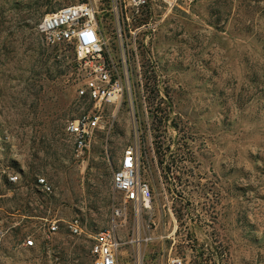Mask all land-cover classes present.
Segmentation results:
<instances>
[{"label":"rangeland","instance_id":"obj_1","mask_svg":"<svg viewBox=\"0 0 264 264\" xmlns=\"http://www.w3.org/2000/svg\"><path fill=\"white\" fill-rule=\"evenodd\" d=\"M88 1L108 13V0H0V164L20 175L0 181V264H93L94 237L114 223L119 264H264V0H151L128 5L129 20L124 8L119 48L145 45L153 62L145 52L138 70L129 55V91L79 154L67 124L92 105L78 55L38 26ZM131 145L152 204L116 219L113 174Z\"/></svg>","mask_w":264,"mask_h":264},{"label":"built area","instance_id":"obj_2","mask_svg":"<svg viewBox=\"0 0 264 264\" xmlns=\"http://www.w3.org/2000/svg\"><path fill=\"white\" fill-rule=\"evenodd\" d=\"M129 1L127 4L125 0H108V13L102 15L95 1L64 5L45 14L38 26L46 44L59 47L72 46L78 55V69L82 77L79 94L87 98L92 105L89 112L75 117L67 124V132L79 154L84 153L90 147L98 132L107 128L106 109L118 106L125 92L129 91L128 73L131 69L129 55L134 58L138 70L144 68L142 57L145 52L148 60L153 62L145 45L139 44L133 49H127L123 43L119 48V38H122L120 13H123L126 8L125 16L129 20L128 5L139 12L151 0ZM156 1L172 5L178 0ZM107 14L109 16H106ZM106 18L109 22L105 21ZM110 24H112V36H109L108 30ZM150 28L153 32L156 30L152 26ZM139 30L130 31L136 35ZM112 38L116 41L115 49L110 45ZM146 44L148 45V42ZM19 178V173L8 172L0 164V181L4 179L14 184ZM37 184L44 192L52 190L44 177H39ZM113 187L117 193L122 195L120 205L118 203L114 206L116 219L127 217L129 205H133L137 213L151 208L152 191L149 184L141 178L140 158L136 145L129 146L123 154L120 167L113 174ZM58 222V220L49 221L47 228L43 230L47 239H51L52 235L58 232ZM118 226L119 223H114L109 228L99 231L94 237L96 242L92 248L95 257L93 264H119L118 252L121 244L116 235ZM68 227L72 234H81L83 231L78 219L71 221ZM24 245L26 247L37 246L36 237L28 236ZM1 251L0 242V253ZM168 264H183V260L181 257H173Z\"/></svg>","mask_w":264,"mask_h":264},{"label":"trees","instance_id":"obj_3","mask_svg":"<svg viewBox=\"0 0 264 264\" xmlns=\"http://www.w3.org/2000/svg\"><path fill=\"white\" fill-rule=\"evenodd\" d=\"M9 183V182H8Z\"/></svg>","mask_w":264,"mask_h":264}]
</instances>
